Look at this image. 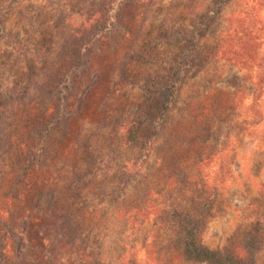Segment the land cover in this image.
<instances>
[{
    "label": "rangeland",
    "instance_id": "374dc122",
    "mask_svg": "<svg viewBox=\"0 0 264 264\" xmlns=\"http://www.w3.org/2000/svg\"><path fill=\"white\" fill-rule=\"evenodd\" d=\"M263 76L264 0H0V264H264Z\"/></svg>",
    "mask_w": 264,
    "mask_h": 264
},
{
    "label": "trees",
    "instance_id": "16d2710c",
    "mask_svg": "<svg viewBox=\"0 0 264 264\" xmlns=\"http://www.w3.org/2000/svg\"><path fill=\"white\" fill-rule=\"evenodd\" d=\"M201 25H203V24H201ZM200 30V29H199ZM178 32H181V29H179L178 30ZM201 32V31H200ZM229 40H231V38L229 39ZM229 40H224V44H226L227 45V43L229 42ZM236 44H237V47L238 48H240V50H241V54L239 53V51H236L235 53H233L232 55L230 54V57L228 58V60L229 61H231V62H238V63H240L241 65H244V63H245V59L243 58V57H246V58H249L250 56H248V54H246L245 53V49L247 48V47H249L248 46V43H246V42H248L247 40H245V38H244V35H243V37H237V39H236ZM227 53H228V51H227ZM221 55L222 56H228V55H226V52H222L221 53ZM241 55V56H240ZM251 55V54H250ZM187 65H185L186 67L188 66V65H190L191 64V59L186 63ZM186 67H182L181 66V68H183V70H184V68H186ZM260 80V82L262 83V82H264V76L262 77V78H260L259 79ZM264 85V84H263ZM173 96L174 95H170L169 96V99H168V101H167V103H165V108H168L167 106H168V104L170 105L171 103H172V99H173ZM136 110H137V112L135 113L136 115H135V119L133 118V122L130 124V127H129V129H128V131H127V133H126V137H125V140H126V142H128V144H134V143H136V140L138 139V129H137V127H135V122L136 123H138L137 121H141V120H143L144 119V117H145V115H144V112H145V108H144V106H143V102H140V103H138V105L136 106ZM150 137H152V138H154L155 137V135H152V136H150ZM148 150V147H147V145H145L144 147H143V149H142V152L144 153V152H146ZM147 156V154L146 155H144L143 157L141 156L140 158H144V157H146ZM136 162H138V161H136ZM135 162V164H137ZM179 222H181L182 224H181V227L187 232V240H188V243H187V245H190L191 247L189 248V249H191V252L193 251V249L194 248H192V245H193V238H194V235H193V230L192 229H189L188 228V226H189V222H188V220L187 219H185V218H182L181 219V221H179ZM190 252V253H191ZM96 260V259H95ZM129 264H133L132 263V261H130L129 262Z\"/></svg>",
    "mask_w": 264,
    "mask_h": 264
}]
</instances>
